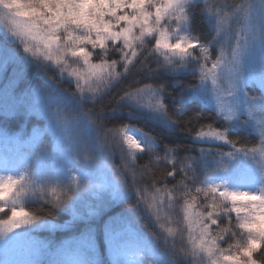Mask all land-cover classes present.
Returning a JSON list of instances; mask_svg holds the SVG:
<instances>
[{"label": "trees", "instance_id": "trees-1", "mask_svg": "<svg viewBox=\"0 0 264 264\" xmlns=\"http://www.w3.org/2000/svg\"><path fill=\"white\" fill-rule=\"evenodd\" d=\"M259 1L191 2L187 32L214 60L223 43H213V21H230L226 30L236 40ZM9 41L0 34V180L20 181L17 206L34 218L0 231V264H207L190 254L199 229L190 236L185 201L207 211L212 195L197 189H209L206 181L223 171L263 179L264 142L195 98L200 76L163 59L151 48V37L132 64L117 63L119 75L82 97L55 68L37 69ZM120 56L109 50L105 58ZM145 86L139 100L125 95ZM244 92L264 113L263 93L253 85ZM121 129L148 137L152 146L134 152L133 159ZM212 130L224 138L197 134ZM4 207L0 220L10 215ZM217 224L228 229L221 247L242 242L234 213H221ZM209 226L215 234L217 225ZM254 258L264 264V253Z\"/></svg>", "mask_w": 264, "mask_h": 264}, {"label": "snow or ice", "instance_id": "snow-or-ice-1", "mask_svg": "<svg viewBox=\"0 0 264 264\" xmlns=\"http://www.w3.org/2000/svg\"><path fill=\"white\" fill-rule=\"evenodd\" d=\"M0 8L3 9L0 11V26L19 39L25 51L55 65L65 66L61 67L62 72L66 70L69 57L81 62L83 67L69 71V75L77 79L78 86L81 82L94 83L93 91L99 90L110 82V78L119 75L116 71L117 63L122 61L123 66L127 67L137 58L138 49H148L146 38L154 40L152 49H163L164 53L173 55L182 56L199 47L197 43L183 38L171 41L170 26L162 23L167 21L170 25L184 19L181 0H0ZM89 49H99V52L94 53ZM109 50L120 52V61L106 59ZM200 54L208 63V49L200 47ZM223 54L221 52V56ZM94 57L100 63H93ZM207 63L201 65L205 76L216 69L219 61H213L212 68H207ZM148 87L125 92V95L139 100ZM156 105L161 109L164 107L158 98ZM118 134L123 137L130 157L134 159V152L143 151V146L131 135L125 136L123 129ZM197 134L224 138L220 130ZM180 170L183 171V168ZM173 175L171 171L166 173L168 177ZM19 184L20 181L11 178L7 183L0 180V213H6L4 205L10 211L7 219L0 220V231L30 223L34 218L24 207L17 206V197L21 191ZM155 191L159 194L166 189ZM201 191L206 196L209 192L212 195V202L206 205L207 211H197L193 202L185 201L184 218L189 225L190 236L195 229H199L198 235L191 236L190 254L205 257L206 260L202 261L207 264H260L254 258V253H264V194L220 191L221 203H217L218 188L197 189V192ZM194 200L195 197L192 198ZM53 201L58 203L60 198L56 197ZM227 203L231 204L230 209L224 206ZM221 213H236V226L243 235L242 242L230 244L228 248L221 247L220 241L228 231L217 224ZM210 224L217 225L215 234Z\"/></svg>", "mask_w": 264, "mask_h": 264}, {"label": "rangeland", "instance_id": "rangeland-1", "mask_svg": "<svg viewBox=\"0 0 264 264\" xmlns=\"http://www.w3.org/2000/svg\"><path fill=\"white\" fill-rule=\"evenodd\" d=\"M198 0H181V6L184 13V19L179 22H172L170 25L167 21H162L165 26L169 27V34L171 41H177L183 38L185 41L193 40L187 32V5ZM230 21H222L215 19L212 26L216 29V35L213 43L218 45L223 43L221 56L219 52L214 60L205 61V58L200 54V46L191 49L185 55H173L171 53H164L163 49L155 50L163 59L180 63L177 70L182 69L183 66L192 68L197 75L200 76L199 86L196 87L192 95L202 102L207 107L211 108L217 115L224 119L231 126L241 128L246 132L255 134L264 142V113L258 111L256 106H253L244 92L246 85H253L263 93L264 96V32L259 31L264 26V0H260L256 10L252 13L251 18L247 21V25L236 40L230 41L232 34L226 28ZM233 24V22H232ZM0 34L4 35L9 42H12L17 50L25 58L26 61L35 65L37 69L41 68H55L58 73L67 79L78 96L91 92L95 87L94 83L81 82L78 86L77 79L69 75V71L73 69H80L83 67L79 61H74L71 57L68 58L69 63L65 71H61V67L53 64L51 61L44 60L42 57H35L29 52L25 51L24 45L15 36L7 32L0 26ZM262 37V41L258 40ZM206 48V47H204ZM208 49V48H207ZM9 59V57H6ZM218 60L216 69L212 73L205 76L201 70V65L207 63V68H212V62ZM215 78L216 82L213 83ZM125 136L131 135L143 146H152V141L134 131L127 129L123 132ZM208 135L202 136L207 138ZM211 137V136H210ZM128 150L127 146L124 144ZM139 151V150H137ZM136 151V152H137ZM102 183H107L104 177H101ZM208 188H218L217 195L220 191L229 192H248L251 194H264V178L256 175L248 176L242 174L240 177L232 175L229 171H223L206 181ZM230 206L231 204L228 203ZM236 215V213H234ZM199 231H196L198 235ZM195 235V236H196Z\"/></svg>", "mask_w": 264, "mask_h": 264}, {"label": "clouds", "instance_id": "clouds-1", "mask_svg": "<svg viewBox=\"0 0 264 264\" xmlns=\"http://www.w3.org/2000/svg\"><path fill=\"white\" fill-rule=\"evenodd\" d=\"M0 11H3V9H2V8H0Z\"/></svg>", "mask_w": 264, "mask_h": 264}]
</instances>
